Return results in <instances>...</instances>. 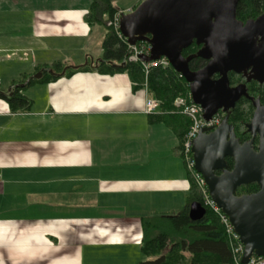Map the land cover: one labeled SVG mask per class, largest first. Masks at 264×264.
Instances as JSON below:
<instances>
[{
    "label": "crops",
    "instance_id": "obj_1",
    "mask_svg": "<svg viewBox=\"0 0 264 264\" xmlns=\"http://www.w3.org/2000/svg\"><path fill=\"white\" fill-rule=\"evenodd\" d=\"M90 5L0 0V93L33 81L28 110L0 98V264L152 260L144 219L191 199L176 130L144 113L148 94L128 74L90 65L102 59L89 55Z\"/></svg>",
    "mask_w": 264,
    "mask_h": 264
},
{
    "label": "water",
    "instance_id": "obj_2",
    "mask_svg": "<svg viewBox=\"0 0 264 264\" xmlns=\"http://www.w3.org/2000/svg\"><path fill=\"white\" fill-rule=\"evenodd\" d=\"M239 2L143 0L134 11L121 16L119 32L129 46H150L149 55L140 57L142 63L168 60L189 85L192 101L203 109L205 122L220 111L227 113L218 128L201 130L194 141L193 154L195 169L204 178L211 199L228 217L244 246L242 264H247L253 256L264 258V108L256 103L258 111L247 126L253 133L260 126L262 139L258 151L253 148V141L239 145L229 115L245 91L244 86L232 88L228 76L253 68V79L264 83V15L243 24L236 18ZM259 37L262 41L258 45ZM194 42L200 50L185 58L183 50ZM196 58L208 64L193 72L189 64ZM102 61L92 60L90 65L97 68ZM87 65L88 62L72 69ZM216 75L220 78L213 80ZM41 77L42 73L34 79ZM227 158L233 161L232 171L228 170ZM252 184L259 187L257 193L236 195L238 189ZM206 213L202 204L196 202L190 206L189 218L199 222Z\"/></svg>",
    "mask_w": 264,
    "mask_h": 264
},
{
    "label": "trees",
    "instance_id": "obj_3",
    "mask_svg": "<svg viewBox=\"0 0 264 264\" xmlns=\"http://www.w3.org/2000/svg\"><path fill=\"white\" fill-rule=\"evenodd\" d=\"M117 1L91 0L89 13L86 16L90 27L102 26L106 29V36L102 43L103 61L97 68L102 72L107 70L110 74L127 72L131 82L138 88L144 87L146 76L147 94L158 102V113L176 130L179 137L177 151L182 158V146L190 130V122L175 111L174 104L177 99L190 96L189 85L171 67L151 69L147 76L140 62H128L131 50L127 41L120 36L113 25L120 12L115 6ZM262 11H264V0H240L237 18L254 19ZM194 48L190 52L198 50L195 46ZM111 62L113 65L109 64ZM122 65L124 67H121ZM189 66L191 70H198L204 66V62L201 59H195ZM91 69L87 65L79 70ZM69 73L73 74L75 70H70ZM35 82L38 81L35 80ZM32 83L33 81L30 80L26 84V79L16 81L10 92L0 93V98L8 102L13 112L28 110L31 101L23 95V89ZM236 117L235 122L240 121V116L236 115ZM189 177L192 195L187 208L176 216L144 219L143 248L147 254L151 255L152 260H146L140 264H234L229 238L218 216L207 210L203 220L199 222L190 220L191 204L196 202L203 204V200L190 174ZM258 191L259 187L252 184L241 187L238 195H251Z\"/></svg>",
    "mask_w": 264,
    "mask_h": 264
},
{
    "label": "built area",
    "instance_id": "obj_4",
    "mask_svg": "<svg viewBox=\"0 0 264 264\" xmlns=\"http://www.w3.org/2000/svg\"><path fill=\"white\" fill-rule=\"evenodd\" d=\"M124 13L116 16V19L113 22V25L116 27V30L119 32V21L121 16ZM120 34V32H119ZM121 36V35H120ZM122 37V36H121ZM139 48H133L135 53L128 58L130 63L140 62L144 68L146 75L148 76L151 69L162 67L167 68L170 67V64L167 59L162 58L159 61L151 62L149 64L142 63L140 61L141 56H148L150 53V46L146 43H141ZM176 108L180 109L183 116H185L191 124L189 132L186 134L182 146V159L185 163L187 172L191 175L195 185L202 195L203 204L202 206L207 210L213 212L218 216L222 226L225 229V232L229 238L232 259L234 264H242V259L244 255V246L240 242L238 235L234 231V227L230 223L228 217L222 212V210L216 206L213 200L210 197L208 187L204 178L196 171L195 169V160L193 154V145L195 139L198 137L199 133L203 128H218L222 121L223 117L218 113L215 115L211 121L205 122L203 115V109L194 104L191 96L188 98H179L177 99ZM159 104L154 99H147L144 107V113L148 115H152L158 113ZM247 264H264L263 257L253 256Z\"/></svg>",
    "mask_w": 264,
    "mask_h": 264
},
{
    "label": "flooded vegetation",
    "instance_id": "obj_5",
    "mask_svg": "<svg viewBox=\"0 0 264 264\" xmlns=\"http://www.w3.org/2000/svg\"><path fill=\"white\" fill-rule=\"evenodd\" d=\"M262 15H264V11H262L254 19L249 18V19L241 20L237 18V10H236V18L238 21L242 22L243 24H246L248 21H251V20H257ZM258 40L259 42L257 44L259 45L260 41H262V37H259ZM194 46L198 48V50H196V52H190V50L195 49ZM200 48L201 47L197 46L194 42L190 47L183 50V56L185 58L193 56L197 54ZM196 59H199V58H196ZM203 62H204V66L201 69H203L208 64V61L203 60ZM201 69H198V70L190 69V70L193 72H196ZM252 70L253 68L249 69L245 73H242L241 75L232 73V72L229 73L228 77L230 80L231 87L238 88V87L244 86V91H245L244 95L241 96L240 99L236 101L235 107L230 110L229 124L234 126V132H235L236 139L239 145L243 146L246 143L253 141V148L256 151H258L261 145V139H262L261 134L258 132V129H260V126H257V129L254 131V133L252 131L249 132L247 126L251 124L252 120L254 119L258 111V107L256 106V103L259 102V105L262 108H264V83L260 84L256 80L253 79L254 73H251ZM219 78H220L219 75H216L212 79L218 80ZM219 114L223 117V120L227 115V113H224L223 111H220ZM235 114L240 116L241 118L239 119L240 121L235 122L237 118ZM232 120H233V123H232ZM226 160H227L228 170L232 171L234 167L232 159L227 158ZM217 174L220 175L221 173L217 172ZM239 190L240 189L237 190V193H236L237 196H240L238 195Z\"/></svg>",
    "mask_w": 264,
    "mask_h": 264
},
{
    "label": "rangeland",
    "instance_id": "obj_6",
    "mask_svg": "<svg viewBox=\"0 0 264 264\" xmlns=\"http://www.w3.org/2000/svg\"><path fill=\"white\" fill-rule=\"evenodd\" d=\"M143 0H118L116 3H115V6L116 8L119 9V13L118 14H121V13H124V14H128L132 11H134L142 2ZM118 16V15H117ZM112 23H110L111 25ZM115 27V26H114ZM116 29V27H115ZM106 31V29L102 26H96L95 27V30H94V33H93V36L91 37L90 39V42H89V45H88V49H89V55H92L93 57H97V56H103V53H102V42H103V35H104V32ZM129 46V45H128ZM141 45L137 44L136 46H129L130 50H131V53H130V56L131 55H134L135 51L133 48H139ZM129 56V57H130ZM128 57V58H129ZM94 61H97V60H94ZM129 62V61H128ZM130 63V62H129ZM126 74H128L126 72ZM129 76V75H128ZM146 81H147V78L145 76V82H144V87H141L142 89L145 90L146 94H147V85H146ZM148 99H153V98H150L148 96ZM156 101V100H155ZM177 101V100H176ZM176 103V102H175ZM175 105V104H174ZM175 111L179 114L181 112L180 109L176 108V105H175ZM182 115V114H181ZM185 117V116H184ZM190 127H191V124H190ZM234 263V262H233Z\"/></svg>",
    "mask_w": 264,
    "mask_h": 264
}]
</instances>
